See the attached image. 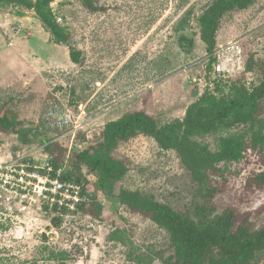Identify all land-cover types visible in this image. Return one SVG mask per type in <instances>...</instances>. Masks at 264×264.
I'll list each match as a JSON object with an SVG mask.
<instances>
[{
  "label": "rangeland",
  "instance_id": "rangeland-1",
  "mask_svg": "<svg viewBox=\"0 0 264 264\" xmlns=\"http://www.w3.org/2000/svg\"><path fill=\"white\" fill-rule=\"evenodd\" d=\"M211 1L97 0L101 9L92 12L77 0H56L52 10L58 23L69 29V45L81 51L79 63L71 60L68 45L52 41L34 11L0 5V109L14 113L19 131L26 133L24 137L0 130V160L22 156L42 165L49 157L44 141L59 142L71 156L101 140L106 122L134 111H145L160 123L182 118L186 107L214 86L197 23ZM187 10L186 25L177 30ZM180 35L185 40L180 41ZM216 39L218 45L237 41L245 57L252 53L258 67L244 77L247 83L259 81L264 75V0L227 12ZM53 105L81 124L75 137H60L65 129L46 127L45 115ZM205 141L215 146L211 137ZM114 155L128 165L117 186L153 194L179 211L199 199L177 154L161 149L150 136L122 141ZM229 168L215 210L231 204L259 227L264 223V186L251 185L248 177L263 171L264 164L247 154ZM88 179L93 182L95 177ZM88 187L93 193L94 187ZM95 194L103 206L100 218L39 209L0 217V264H61L49 258L51 251H67L71 256L65 264H132L129 246L108 238L115 227L123 229L137 249L171 252L165 230L131 213L114 195Z\"/></svg>",
  "mask_w": 264,
  "mask_h": 264
},
{
  "label": "trees",
  "instance_id": "trees-1",
  "mask_svg": "<svg viewBox=\"0 0 264 264\" xmlns=\"http://www.w3.org/2000/svg\"><path fill=\"white\" fill-rule=\"evenodd\" d=\"M56 0H0V5H15L34 11L56 44H66L74 63L81 61V51L69 45L68 27L58 23L51 4ZM94 12L100 10L97 0H77ZM255 0H212L197 16L199 36L209 57L207 75L212 70L217 48V31L222 17L233 10L249 8ZM190 11L180 19L177 30L185 27ZM180 35L179 40H185ZM192 41L189 40V46ZM253 54L244 56V70L236 79L215 78L213 89L208 87L190 103L182 118L160 123L145 111L127 113L105 123L102 139L84 149L75 150L68 159L71 169L63 179H74L94 187L89 199L79 205L76 213L100 218L103 206L95 199L101 191L114 195L131 213L155 223L165 230L170 253L137 249L118 227L109 240L128 245L127 258L132 264H263L264 223L259 227L247 215L226 204L216 211L215 198L223 192L226 172L232 163L255 154L264 164V75L257 82H246L245 75L257 68ZM237 75V74H236ZM19 121L14 113L0 109V130L19 133ZM20 134H22L20 132ZM139 134L153 138L163 150H173L189 172L199 199L185 211L159 201L153 194L118 185L128 172V165L114 155L117 146ZM24 137L26 133L22 134ZM207 137L214 140V147ZM48 163L53 169L64 162L66 148L59 142H45ZM88 175L95 177L90 182ZM251 185L264 186V170L249 176ZM249 184V183H248ZM92 190V189H91ZM59 220V218H58ZM67 251L50 252L49 258L61 264L70 258Z\"/></svg>",
  "mask_w": 264,
  "mask_h": 264
},
{
  "label": "built area",
  "instance_id": "built-area-1",
  "mask_svg": "<svg viewBox=\"0 0 264 264\" xmlns=\"http://www.w3.org/2000/svg\"><path fill=\"white\" fill-rule=\"evenodd\" d=\"M213 56L210 83L217 77L226 79L244 70L243 50L237 41L218 45ZM45 124L47 128L65 129L60 137L69 133L72 138L81 125L57 105L48 108ZM68 159L56 169L48 161L40 165L22 156L0 160V217H17L21 212L37 209L61 216L76 213L79 205L88 201L91 189H85L83 183L74 179L61 177L71 169Z\"/></svg>",
  "mask_w": 264,
  "mask_h": 264
},
{
  "label": "water",
  "instance_id": "water-1",
  "mask_svg": "<svg viewBox=\"0 0 264 264\" xmlns=\"http://www.w3.org/2000/svg\"><path fill=\"white\" fill-rule=\"evenodd\" d=\"M42 238H43V239H46V237H45V233H42Z\"/></svg>",
  "mask_w": 264,
  "mask_h": 264
}]
</instances>
